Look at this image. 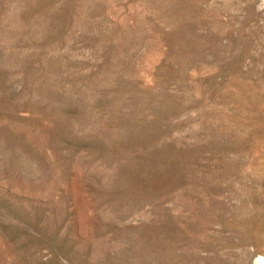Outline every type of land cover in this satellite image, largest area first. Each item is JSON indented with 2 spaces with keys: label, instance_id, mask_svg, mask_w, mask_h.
Listing matches in <instances>:
<instances>
[{
  "label": "rangeland",
  "instance_id": "obj_1",
  "mask_svg": "<svg viewBox=\"0 0 264 264\" xmlns=\"http://www.w3.org/2000/svg\"><path fill=\"white\" fill-rule=\"evenodd\" d=\"M0 264H264V0H0Z\"/></svg>",
  "mask_w": 264,
  "mask_h": 264
}]
</instances>
